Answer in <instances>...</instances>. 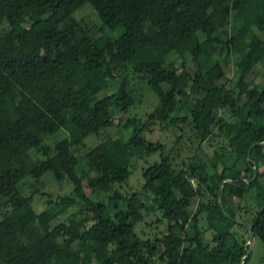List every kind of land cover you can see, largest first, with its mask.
Wrapping results in <instances>:
<instances>
[{"label": "trees", "instance_id": "1", "mask_svg": "<svg viewBox=\"0 0 264 264\" xmlns=\"http://www.w3.org/2000/svg\"><path fill=\"white\" fill-rule=\"evenodd\" d=\"M80 5H88L100 31L110 35L94 37L76 21ZM1 22L8 30L0 35V197L9 211L0 218V264H80V254L94 264H240L247 243L235 237L232 220L249 227L264 250V146L252 147L246 159L249 146L264 141V36H257L264 34V0H0ZM224 50L236 56L237 79L221 90L216 82L226 76L217 57ZM169 57L180 62L177 68L167 65ZM187 58L195 62L192 76ZM255 67L263 79L249 89L247 76ZM135 78L157 99L148 119L171 128L189 124L199 143L218 127L232 163L203 175L194 168L175 172L163 146L146 141L126 119L117 124L125 135L118 131L88 149L80 167L71 147L111 127L133 106ZM188 85L196 91L180 116ZM222 104L233 117L227 125L217 115ZM65 126L66 138L51 150L41 147L43 137ZM32 150L43 159H31ZM154 154L158 161L141 172L137 191L127 197L112 189L130 177L132 159ZM252 166L256 175L247 183ZM194 172L210 195L205 201L190 180ZM46 174L56 182L66 179L71 194L36 213L17 184ZM83 179L90 190H112L111 196L105 203L89 200ZM226 180L231 182L221 187L220 209L217 188ZM250 190L255 209L243 222L228 199ZM69 208L78 211L66 224L50 227ZM151 209L160 213L165 231L141 239L132 223ZM202 214L211 218L209 248L198 230Z\"/></svg>", "mask_w": 264, "mask_h": 264}, {"label": "rangeland", "instance_id": "2", "mask_svg": "<svg viewBox=\"0 0 264 264\" xmlns=\"http://www.w3.org/2000/svg\"><path fill=\"white\" fill-rule=\"evenodd\" d=\"M66 1V0H63ZM73 17L80 24L86 26L90 33L94 36L105 37L110 35L106 30L100 31V22L89 8L88 5L77 6V9L73 13ZM226 32L230 34L232 30V25L228 23L225 27ZM8 30L6 23H0V35ZM259 38H262L264 34L257 33ZM222 69L225 72L226 82L218 80L216 82L217 86L221 90L231 89L237 79L235 73V61L236 56L232 52H226L225 50L220 53L217 57ZM168 66L177 68L180 64L179 61H174L171 57L166 59ZM186 68L192 76L195 71V62L191 61L189 58L185 62ZM124 73L131 77L130 69L124 71ZM133 77V76H132ZM134 78V77H133ZM263 79V72L260 67H255L247 76L248 88L252 89L254 86H259ZM202 80V78H201ZM134 88H136V96L134 97V104L128 111L122 115H117L114 119L113 125L109 128L99 131L97 136H89L82 141V145L78 147H71L70 151L72 155L76 158L78 165L82 166V156L83 154L99 143L101 140L106 138H116L120 132L118 127V122L122 124L124 120H133L139 133L148 142L159 143L163 146L164 152L169 154L171 158L172 167L175 172L179 170H186L190 173V169H196L200 174H206L210 172L214 165L220 170L222 167L225 168L232 163L234 157L229 152L227 143L223 135L220 133L218 127H213L210 136L202 143H199L196 139L192 126L187 124L184 127H167L162 122L151 121L147 118L157 106L156 97L149 92L144 84L138 81L136 78L131 80ZM200 83H203L202 81ZM165 88V86H163ZM196 88L190 85L183 89L184 92V103L183 108L180 111V116L186 114L189 105L193 100V92ZM100 97V96H99ZM242 104L239 103L238 105ZM218 118L225 125L230 124L233 121L227 106L221 105L218 110ZM68 126L61 128L57 133L51 136L43 137L41 141V147L51 150L53 146L60 140L67 137ZM120 135L123 136L125 133L122 131ZM30 157L33 160H42L43 156L40 151H30ZM158 161V154L150 156H140L131 160L132 172L130 177L126 182L117 184L113 186V190H117L122 195L129 196L131 192L137 191L141 185V172L149 165ZM262 167L259 172L263 171ZM191 182L195 188H199L201 193V200H207L210 195L205 191L197 182V177L194 174L191 176ZM82 191L86 198L89 200H98L106 202V198L111 196L112 190L107 192L90 190L86 185V179L81 181ZM18 192L21 196L30 199V205L32 209L39 213L45 208L49 207L51 204L59 201L61 197L68 196L71 194V185L66 179L60 182L53 180L50 174H46L38 179H32L25 177L17 184ZM255 192L253 190L248 191L243 194L241 198H230L228 199L234 213L238 215L243 222H248L251 217V212L255 209L253 204V196ZM143 202L145 200L143 197H139ZM147 208L150 205L145 202ZM121 206V205H120ZM9 211V206L6 202L5 197H0V218ZM78 211L76 208H69L61 215L57 216L50 223V227L57 226L58 224H66L68 221V216L75 214ZM141 220L137 223H132L134 233L141 239H152L154 237H160L165 231V221L160 217V213L154 209L149 212L145 210L140 211ZM205 215H201L198 221V230L201 232V238L203 244L209 248L211 246V240L213 232L209 229V221L211 218H205ZM85 217V216H84ZM240 222V221H239ZM90 223H88L89 225ZM87 226V225H86ZM232 232L238 241L248 242L246 232L243 228L238 225L232 227ZM186 233L190 236L193 235V230L191 224L186 226ZM60 243V241L58 242ZM73 250H78L79 245L77 242L71 244ZM80 264H94V259L88 255H79ZM245 261V260H244ZM246 264H264V250L262 248V243L254 239L252 240L251 249L249 253V258Z\"/></svg>", "mask_w": 264, "mask_h": 264}, {"label": "water", "instance_id": "3", "mask_svg": "<svg viewBox=\"0 0 264 264\" xmlns=\"http://www.w3.org/2000/svg\"><path fill=\"white\" fill-rule=\"evenodd\" d=\"M264 146V141L263 142H259V143H253L249 146V148L247 149L246 151V159L247 160H250V157H249V151L252 147L254 146ZM251 172H252V176L250 179L246 180L247 183L251 182L254 178H255V175H256V172H255V167L252 166L251 167ZM231 181L229 180H226V181H222L219 185H218V188H217V201L219 203V206H220V209H222L221 207V187L224 183H230ZM235 224H238V225H241L242 227L245 228V230L247 231V238H248V242H247V251L244 255V257L241 259L242 261L240 262V264L243 263V260L245 258H247L249 256V253H250V249H251V244H252V240H253V236H252V233H251V230L249 227H247L245 224L239 222V221H236V220H232Z\"/></svg>", "mask_w": 264, "mask_h": 264}]
</instances>
